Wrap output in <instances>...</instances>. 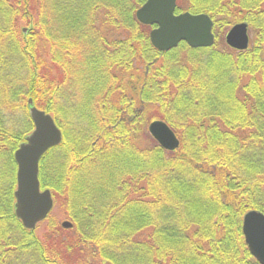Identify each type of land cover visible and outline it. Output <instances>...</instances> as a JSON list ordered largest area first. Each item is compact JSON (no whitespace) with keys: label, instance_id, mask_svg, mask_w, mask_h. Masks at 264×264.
<instances>
[{"label":"trees","instance_id":"16d2710c","mask_svg":"<svg viewBox=\"0 0 264 264\" xmlns=\"http://www.w3.org/2000/svg\"><path fill=\"white\" fill-rule=\"evenodd\" d=\"M144 2L0 0V264H259L241 223L264 214V0H176L215 40L168 52L135 18ZM237 22L244 51L219 36ZM28 99L62 131L38 179L70 229L50 213L38 234L13 212ZM150 106L177 150L138 143Z\"/></svg>","mask_w":264,"mask_h":264},{"label":"water","instance_id":"95a60500","mask_svg":"<svg viewBox=\"0 0 264 264\" xmlns=\"http://www.w3.org/2000/svg\"><path fill=\"white\" fill-rule=\"evenodd\" d=\"M175 7L176 0H146L136 10L139 23L155 26L149 32L151 45L161 52L170 51L181 42L190 48L211 47L214 43L211 18L205 13L175 14ZM225 43L234 50H246L249 44L247 23L232 25L225 35ZM27 109L33 129L13 153L16 165L13 212L24 229L33 230L54 205L49 189H40L39 161L51 147L61 143L62 133L53 116L34 106L31 99L27 100ZM147 131L163 150L174 151L179 147L178 138L164 121L149 122ZM61 226L68 229L72 225L63 221ZM241 230L251 256L264 264V214L256 210L246 212Z\"/></svg>","mask_w":264,"mask_h":264},{"label":"rangeland","instance_id":"374dc122","mask_svg":"<svg viewBox=\"0 0 264 264\" xmlns=\"http://www.w3.org/2000/svg\"><path fill=\"white\" fill-rule=\"evenodd\" d=\"M237 23H239V22H237ZM234 24H236V23H234ZM234 24H232V25H234ZM231 25V26H232ZM20 26H21V29H25V31H23V33H27V28H28V24L26 23V22H22L21 24H20ZM229 28L230 27H228V28H225V30L223 29V30H220L219 31V36H220V39H221V41L223 42V44H225V35H226V33L228 32V30H229ZM248 36H249V42H250V40H251V38H252V36H251V33H250V31H248ZM251 43V42H250ZM226 45V44H225ZM227 46V45H226ZM227 47H229V46H227ZM230 48V47H229ZM42 57L44 58V60L46 61V62H48L49 63V57H48V54H47V49H43V52H42ZM154 119H158V118H156V116H154V108L153 107H148L146 110H145V112H144V115H143V120H145V127L148 125V123L150 122V121H152V120H154ZM161 120V119H160ZM16 121L17 120H15V116H13L12 117V120H11V124H13L15 127H17L16 126ZM140 122H141V120H140ZM171 128V127H170ZM174 131V130H173ZM176 134V133H175ZM176 137L178 138V136L176 135ZM178 140H179V146H180V139L178 138ZM151 141H152V138H151V136L149 135V133H148V131L147 130H145V132L143 133V134H141V137H139V140H138V143L141 145L142 144V146H147V145H149L150 143H151ZM179 148V147H178ZM177 148V149H178ZM176 149V150H177ZM170 152V151H169ZM55 205V207H54V209H53V211L51 212V217L57 222V223H59V225L61 226V223L63 222V221H66L67 220V218H65L64 216H63V213L59 210V208H58V206L56 205V204H54ZM68 221V220H67ZM42 224H39L38 225V228L36 229V232L38 233V234H41L42 232H45V230H46V224H45V222H41ZM137 238H139V236L138 235H136L135 236V239H137Z\"/></svg>","mask_w":264,"mask_h":264},{"label":"bare ground","instance_id":"6f19581e","mask_svg":"<svg viewBox=\"0 0 264 264\" xmlns=\"http://www.w3.org/2000/svg\"><path fill=\"white\" fill-rule=\"evenodd\" d=\"M55 147H56V146H55ZM51 148H53V147H51ZM51 148H50V149H51ZM38 173H39V171H38ZM20 225H21V223H20ZM21 227H22V225H21ZM22 228H23V227H22ZM23 229H24V228H23ZM25 230H26V229H25Z\"/></svg>","mask_w":264,"mask_h":264}]
</instances>
